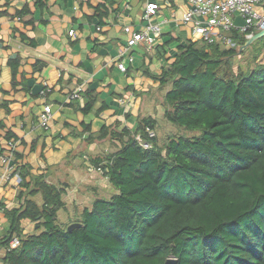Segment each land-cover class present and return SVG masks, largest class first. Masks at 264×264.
Returning a JSON list of instances; mask_svg holds the SVG:
<instances>
[{
    "label": "trees",
    "instance_id": "1",
    "mask_svg": "<svg viewBox=\"0 0 264 264\" xmlns=\"http://www.w3.org/2000/svg\"><path fill=\"white\" fill-rule=\"evenodd\" d=\"M224 34L237 45L188 40L154 76L169 86L163 118L190 134L160 144L150 116L134 130L100 133L116 149L90 160L114 192L82 210L81 226L68 231L58 222L64 186L19 176L25 191L17 207L3 209L8 226L0 247L12 233L20 244L5 251L2 264H164L168 257L177 264H264V36L249 44L253 64L235 69L247 38L234 28ZM91 107L89 99L83 109ZM22 220L34 222V232L25 233Z\"/></svg>",
    "mask_w": 264,
    "mask_h": 264
},
{
    "label": "crops",
    "instance_id": "2",
    "mask_svg": "<svg viewBox=\"0 0 264 264\" xmlns=\"http://www.w3.org/2000/svg\"><path fill=\"white\" fill-rule=\"evenodd\" d=\"M150 1L159 3L160 33L126 49L124 27L144 32ZM190 7L187 0H0V227L3 209L17 207L25 191L19 176L64 186V209L77 208L93 200L87 189L96 181H108L90 160L116 149L99 138L105 127L134 130L145 116L159 126L169 86L154 76L179 45L199 39L182 20ZM45 105L47 126L39 122ZM35 198L41 202L40 193Z\"/></svg>",
    "mask_w": 264,
    "mask_h": 264
},
{
    "label": "built area",
    "instance_id": "3",
    "mask_svg": "<svg viewBox=\"0 0 264 264\" xmlns=\"http://www.w3.org/2000/svg\"><path fill=\"white\" fill-rule=\"evenodd\" d=\"M191 7L184 11L182 20L190 24L193 32L199 39L207 42L221 41L227 47L236 46V42L230 36L224 34L225 31L234 28L244 33L248 39L255 33L264 30V0H187ZM159 3L150 1L145 6L143 17L147 20L145 31H135L131 26H125L124 30L129 34L126 49L131 48L142 39L152 41L148 33L154 35L160 33V24L153 21V16L157 13ZM238 17L240 19H238ZM73 34V30L69 31ZM121 70H126L124 62H118ZM51 106L45 105L39 116V122L47 126L51 118ZM149 134L153 135L154 131L148 129ZM141 145L148 148L147 142H142L138 137ZM5 155L3 159L5 160ZM102 171V169L99 167ZM103 173V172H102ZM20 244V236L12 233L6 245L0 247V264L5 251L15 248Z\"/></svg>",
    "mask_w": 264,
    "mask_h": 264
},
{
    "label": "rangeland",
    "instance_id": "4",
    "mask_svg": "<svg viewBox=\"0 0 264 264\" xmlns=\"http://www.w3.org/2000/svg\"><path fill=\"white\" fill-rule=\"evenodd\" d=\"M257 41H258V38L254 39L251 42V43H253L252 46L255 45L257 43ZM256 45L258 46L259 43H257ZM252 46H250V47L247 46L246 48H244L245 50H243V51L242 50L239 51L240 46L237 48L238 52H237L236 56L234 57V68L235 69L237 67V64L238 65L241 64L244 68L248 67V64H251V65L253 64V62H251V59L253 58V55H254V51L251 50ZM258 61L264 62V50H262V52L259 54ZM181 133L190 134L189 132H187L183 128H180L177 125L165 120L163 117L160 118L159 126L156 129V135H157V138H158L160 144L162 143L163 140L166 139V137L168 135L181 134ZM113 150H114V148H113ZM83 191H84V189H83ZM87 191H88L87 194L89 196H91L90 199L91 198L95 199L96 197H100V196L101 197H109L114 192V188L109 183V181H96L95 188L94 189L88 188ZM66 198L70 199V196L68 195V196H66ZM37 201L39 202V199H37ZM92 201L87 200V201H83L81 203L79 202L76 205L77 208L71 206L68 208V210H66V209H64V207H62L57 212L58 222L62 225H66L67 223L69 224L73 221L81 219L82 208L83 207H90ZM6 226H7L6 220L5 221L3 220L2 221V227H0V234H3L6 232V228H7ZM34 230H35V223L34 222L30 221L23 226V231L25 233H32V232H34Z\"/></svg>",
    "mask_w": 264,
    "mask_h": 264
},
{
    "label": "water",
    "instance_id": "5",
    "mask_svg": "<svg viewBox=\"0 0 264 264\" xmlns=\"http://www.w3.org/2000/svg\"><path fill=\"white\" fill-rule=\"evenodd\" d=\"M263 35H264V30H261V31L255 33L254 35H252L251 37H249V38L246 40V42H245L243 45L240 46L239 51H241V50H243L244 48H246L247 46H249V44H250L254 39L259 38V37H261V36H263ZM114 159H115V158H114ZM81 225H82L81 222H79V221H73V222H71V223H69V224L67 225L66 230L69 231V230H71L72 228L79 227V226H81ZM164 264H177V259H176L175 257H168V258L166 259V261L164 262Z\"/></svg>",
    "mask_w": 264,
    "mask_h": 264
}]
</instances>
